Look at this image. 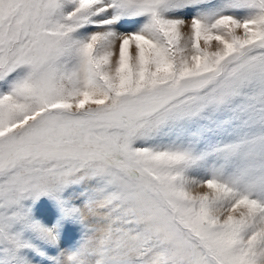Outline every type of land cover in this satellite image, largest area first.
Wrapping results in <instances>:
<instances>
[{"label": "snow or ice", "instance_id": "snow-or-ice-1", "mask_svg": "<svg viewBox=\"0 0 264 264\" xmlns=\"http://www.w3.org/2000/svg\"><path fill=\"white\" fill-rule=\"evenodd\" d=\"M0 264H264V0H0Z\"/></svg>", "mask_w": 264, "mask_h": 264}]
</instances>
